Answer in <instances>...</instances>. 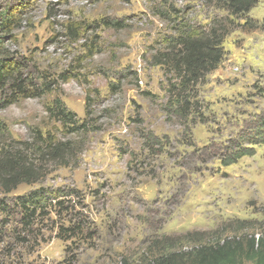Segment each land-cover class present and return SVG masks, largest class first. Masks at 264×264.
I'll list each match as a JSON object with an SVG mask.
<instances>
[{
    "label": "rangeland",
    "instance_id": "1",
    "mask_svg": "<svg viewBox=\"0 0 264 264\" xmlns=\"http://www.w3.org/2000/svg\"><path fill=\"white\" fill-rule=\"evenodd\" d=\"M263 20L264 0L239 17L201 0H0V62L25 93H46L4 106L11 92L0 90V157L39 134L73 150L68 166L9 193L0 176V264H153L264 236ZM184 28L221 40L222 60L178 105L155 58ZM56 99L86 132L48 115ZM244 148L251 155L220 163ZM38 190L69 194L58 200L74 211L48 208L24 229L18 198ZM76 213L87 240L58 239Z\"/></svg>",
    "mask_w": 264,
    "mask_h": 264
},
{
    "label": "trees",
    "instance_id": "2",
    "mask_svg": "<svg viewBox=\"0 0 264 264\" xmlns=\"http://www.w3.org/2000/svg\"><path fill=\"white\" fill-rule=\"evenodd\" d=\"M206 5H216L226 10L232 16H243L249 13L257 4V0H201ZM3 25L1 21L0 26ZM253 25H251L252 27ZM255 26V25H254ZM264 29V20L260 25ZM3 28V27H2ZM214 37L200 35L188 28L180 29L177 37L168 44L165 51L156 58V65L162 66L174 75L169 81V93L172 99L175 97L178 105L189 102L185 96L187 93H195V88L202 82L205 76L217 69L221 60L222 52L219 46L221 40ZM174 80V81H173ZM24 80L15 67L0 62V90L7 87L11 93H3L4 106L10 105L22 94L25 98H38L46 94L25 93ZM16 91V93H15ZM40 92L39 90H37ZM187 100V101H186ZM48 115L63 125L71 126L72 133L86 132L85 122L80 123L75 115L69 112L64 104L56 99L47 107ZM28 149V150H27ZM26 153H16L12 158L2 154L0 159L1 185L5 193H9L21 184H34L39 182L46 174L45 167L57 163L60 166H68L72 158L71 142H56L51 135H37L34 144L25 149ZM29 152V156L27 153ZM251 155L250 148H244L232 152L225 157L219 158L224 166L234 164L239 159ZM1 156V155H0ZM37 156V159H35ZM65 160V161H64ZM67 160V161H66ZM4 176V177H2ZM63 193L48 195L44 190L33 191L26 196L19 197L17 204L20 212V223L24 229H30L35 219L46 215L48 208H53L58 217L68 215L74 211V205L64 207V202L58 200L68 196ZM70 196V195H69ZM53 202H55L54 205ZM66 227H60L57 238L67 242L77 240L83 242L82 238L86 232V224L81 213H76L68 219ZM24 241V238L22 239ZM70 264H76L71 257ZM264 264V236H250L225 240L221 243L208 246H200L193 251H173L164 253L154 259L153 264Z\"/></svg>",
    "mask_w": 264,
    "mask_h": 264
}]
</instances>
